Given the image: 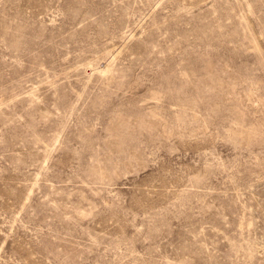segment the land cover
I'll return each instance as SVG.
<instances>
[{"label": "rangeland", "instance_id": "1", "mask_svg": "<svg viewBox=\"0 0 264 264\" xmlns=\"http://www.w3.org/2000/svg\"><path fill=\"white\" fill-rule=\"evenodd\" d=\"M0 264H264V0H0Z\"/></svg>", "mask_w": 264, "mask_h": 264}]
</instances>
